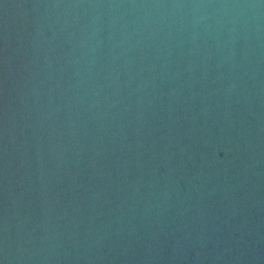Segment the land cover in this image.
I'll use <instances>...</instances> for the list:
<instances>
[{
    "label": "water",
    "instance_id": "1",
    "mask_svg": "<svg viewBox=\"0 0 264 264\" xmlns=\"http://www.w3.org/2000/svg\"><path fill=\"white\" fill-rule=\"evenodd\" d=\"M0 264H264V0H0Z\"/></svg>",
    "mask_w": 264,
    "mask_h": 264
}]
</instances>
